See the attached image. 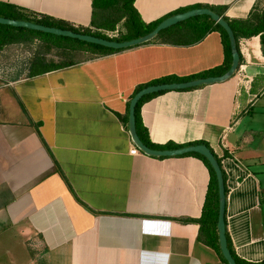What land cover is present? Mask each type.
I'll use <instances>...</instances> for the list:
<instances>
[{
  "label": "crops",
  "instance_id": "1",
  "mask_svg": "<svg viewBox=\"0 0 264 264\" xmlns=\"http://www.w3.org/2000/svg\"><path fill=\"white\" fill-rule=\"evenodd\" d=\"M0 2L61 28L88 27L92 20V0ZM135 7L146 23L205 7H223L233 20L261 13L264 0H136ZM176 30L96 57L35 34L15 33L0 50V73L6 75L0 78V236L11 234L17 243L0 239L2 264H228L200 239L198 219L211 179L206 163L194 155L133 153L125 123L139 85L223 64L219 30L195 42L172 39ZM56 47L73 59L49 61L62 66L43 72V54L62 56H53ZM239 49L241 63L229 80L164 92L145 102L141 114L152 143L205 141L222 159L230 245L241 264H259L264 260L261 36L241 38ZM8 56L18 63L8 65Z\"/></svg>",
  "mask_w": 264,
  "mask_h": 264
},
{
  "label": "trees",
  "instance_id": "2",
  "mask_svg": "<svg viewBox=\"0 0 264 264\" xmlns=\"http://www.w3.org/2000/svg\"><path fill=\"white\" fill-rule=\"evenodd\" d=\"M135 1L136 0H92L91 24L88 27L68 25V26H65L64 28L70 29L72 31L79 32V33L91 34V35H95L98 37H103V38L110 39V40L125 41V40H131V39H135L137 37L146 35L150 33L151 31H153L166 18L173 16L175 14L190 10L188 8L179 9L177 11L170 13L169 15H166L165 17L157 21L146 23L142 19L138 10L136 9ZM213 10L219 13L221 16H223V18L227 20L229 24L231 25L235 33V37L237 39L238 49H239V43H240L241 38L260 35L262 38L263 51H264V9L261 13L252 15L246 19H233V20L224 15L223 7H220V8L214 7ZM0 16L12 18V19L32 21L35 23L44 24L48 26L55 25L52 21L44 17L38 18V17L29 16L25 10L20 9L13 5H6L2 2H0ZM119 25L123 27L122 34L120 35V37H112L109 34V32L116 30ZM184 25L186 26V28L181 29L180 27ZM175 27H178V30L171 32L170 36H172V39L174 40H182L181 42H185L184 40L189 39V37L194 38L192 42L199 41L203 39L209 32L213 30H219L222 34V41H223L224 52H225V60L223 64L213 69H209L203 73L193 74L189 76L166 75V76L154 79L148 83L139 85L136 88L134 95L142 88L148 85H151V84L172 83V82L192 80V79L206 77V76H217V75H222L226 73L230 69L231 64H232V50H231V44H230L228 33L222 26H220L215 21H213L210 16L204 15V16L193 17L191 19L186 20L185 22L176 24L172 28H169L167 30H162L159 33V36L163 35L165 32L169 31L170 29H174ZM15 33L32 34V35L35 34V35L43 36L46 38L57 39L58 41H61L62 43H65V44L73 43L76 45L75 46L76 48H80L82 50L88 51L91 57H96V56L105 55L108 53H113V52L123 50V49L117 50V49L97 45L94 43H87L84 41H80L78 39H72L69 37L57 36L54 34L30 30L26 28L8 26V25H3V24H0V50L6 44L14 40V38L10 39V37H12V35H14ZM45 64L47 65H44L43 72H46L47 68L57 69V68H60V66H62V65H50L49 63H45ZM37 74H40V73L31 72L30 76H34ZM196 88H199V87L180 90V91H188V90H192ZM164 92H167V91L149 94L145 96L144 98H142L137 105V108H136L137 131L141 139L143 140V142L149 147L154 148V149L180 148V147H184V146H188L192 144H205L211 148V146L205 141H197L193 143H188L186 145H178L175 143H168L166 145H156L152 143V141L150 140L148 129L144 125V122L142 119L141 109L145 102H147L153 97L159 94H162ZM128 120H129V114L125 118L126 125H128ZM185 155H194V156L200 157L206 163V165L208 166L210 170L211 179H210V184H209V188L207 192V197H206V201L203 207L202 216L200 217V219H198V222L201 225L200 239L206 242L208 245L212 246L214 249H216L221 254V256L224 258L221 252V248H220L219 232H218V227H217L218 215H219V187H218L217 175L212 165L208 161V159L204 157L203 155L198 154V153H188ZM215 156L217 157L219 163L222 166V159L219 158V156L216 153H215ZM59 170L61 171V169ZM223 174H224L225 183H226L227 175L224 169H223ZM226 194L228 196L227 183H226ZM226 223H227V220H226ZM227 236H228L230 249L234 255V250L232 249V246L230 245V238H229L228 232H227ZM234 257L240 264L243 263L242 261L239 260L237 256H234ZM224 260L226 261L225 258ZM259 264H264V260L260 262Z\"/></svg>",
  "mask_w": 264,
  "mask_h": 264
},
{
  "label": "water",
  "instance_id": "3",
  "mask_svg": "<svg viewBox=\"0 0 264 264\" xmlns=\"http://www.w3.org/2000/svg\"><path fill=\"white\" fill-rule=\"evenodd\" d=\"M204 15L210 16L213 21H215L217 24L222 26L228 33L231 44V50H232V64L230 69L222 75L206 76V77L180 81V82L151 84L142 88L133 96V98L130 101L128 127L136 148H138L141 152L147 155L155 156V157H174V156L185 155L188 153H198L208 159V161L212 165L217 175V181L219 187V215H218L217 227L219 232V242H220L221 252L224 258L226 259V261L228 262V264H240L234 257L229 247V241L227 236V224H226V210H227L226 183H225L222 166L219 163L217 157L215 156V153L212 151L210 147H208L205 144H192V145H188L180 148H172V149L151 148L148 145H146L141 139L137 131V122H136L137 105L142 98H144L149 94L162 92V91L185 90V89H191L204 85L221 83L229 80L236 74L241 63V55L238 49L235 33L229 22L225 20L223 16H221L219 13H217L211 8H206V7L194 8L166 18L153 31H151L146 35L125 41L110 40L91 34L75 32L66 28L48 26L44 24L35 23L32 21L12 19L3 16H0V24L45 32L57 36L69 37L87 43H94L104 47L121 50V49L132 48L150 42L151 40L155 39L162 30H165L171 26L179 24L193 17L204 16Z\"/></svg>",
  "mask_w": 264,
  "mask_h": 264
},
{
  "label": "rangeland",
  "instance_id": "4",
  "mask_svg": "<svg viewBox=\"0 0 264 264\" xmlns=\"http://www.w3.org/2000/svg\"><path fill=\"white\" fill-rule=\"evenodd\" d=\"M122 31H123V27L122 26H118V28L116 29V30H114V31H110L109 32V34L112 36V37H120V35L122 34ZM76 46L75 44H69V46ZM79 46V45H78ZM63 48H67V46H62ZM4 48V47H3ZM57 48V47H56ZM70 48V47H69ZM61 51H62V48H60V49H56V54L54 53L53 54V56H56V55H59V54H61L62 55V53H61ZM12 52V51H11ZM17 53V52H16ZM43 54V53H42ZM82 55H88V54H85V53H81ZM7 55V54H6ZM8 55H11L10 54V51L8 52ZM90 55V54H89ZM84 56V57H85ZM9 58H6V61L8 62V65H15V63H18V58H12V57H10V56H8ZM73 56H70L69 54L67 55H65V54H63L62 56H59L58 58L57 57H47L46 58V56L43 54V56H42V58H44L45 60H46V62L47 63H50L49 61H52V60H58V61H60V62H65V61H67L68 59L70 60L71 58H72ZM83 58V57H82ZM73 59V58H72ZM71 59V60H72ZM22 59L20 58V61H21ZM2 61L4 62L5 61V59H3L2 58ZM6 75H4L2 72L0 73V78H1V80L2 79H4V78H6L5 77ZM9 95L10 94H8V91L7 92H5L4 93V100H6L7 99V97H9ZM5 102V101H4ZM5 112H4V115L6 116L7 115V108H8V110H9V108H10V106L9 105H6V103H5ZM7 106H9V107H7ZM10 236H11V234H3V235H1L0 237V239H1V241H3V240H7L5 243H7L6 245H17V243L16 242H14V241H12V240H10L9 238H10ZM9 243H11V244H9ZM0 245H3V244H0ZM18 250H15V252H16V254L17 255H21L22 253H23V251H21L20 250V248H17ZM0 253L2 254L3 253V251H1V249H0ZM16 255V256H17ZM2 260H0V264H2ZM4 263V262H3Z\"/></svg>",
  "mask_w": 264,
  "mask_h": 264
},
{
  "label": "built area",
  "instance_id": "5",
  "mask_svg": "<svg viewBox=\"0 0 264 264\" xmlns=\"http://www.w3.org/2000/svg\"><path fill=\"white\" fill-rule=\"evenodd\" d=\"M133 153H139L140 150L138 148L135 147V149L132 150Z\"/></svg>",
  "mask_w": 264,
  "mask_h": 264
}]
</instances>
